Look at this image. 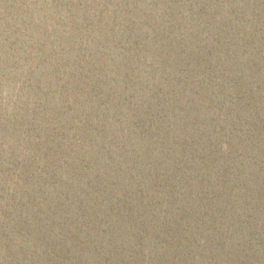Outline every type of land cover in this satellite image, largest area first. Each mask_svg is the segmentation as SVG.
<instances>
[{"label": "water", "instance_id": "obj_1", "mask_svg": "<svg viewBox=\"0 0 264 264\" xmlns=\"http://www.w3.org/2000/svg\"><path fill=\"white\" fill-rule=\"evenodd\" d=\"M0 264H264V0H0Z\"/></svg>", "mask_w": 264, "mask_h": 264}]
</instances>
